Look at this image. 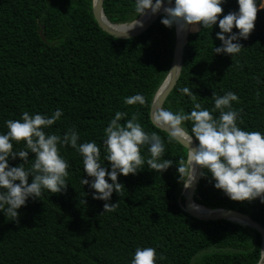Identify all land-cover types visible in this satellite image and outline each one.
I'll list each match as a JSON object with an SVG mask.
<instances>
[{
	"label": "trees",
	"instance_id": "obj_1",
	"mask_svg": "<svg viewBox=\"0 0 264 264\" xmlns=\"http://www.w3.org/2000/svg\"><path fill=\"white\" fill-rule=\"evenodd\" d=\"M101 7L112 23L137 15L134 0H101ZM221 7L218 20L238 9L236 0H223ZM162 16L157 13L139 31L117 38L97 24L91 0H0V133L7 131L6 120L20 119L24 111L51 115L59 107L61 117L45 132L62 137L74 128L78 143H97L108 171L103 129L116 111L127 113L119 121L122 125L135 113L146 132L161 136L162 159L172 160L162 172L145 164L135 174H118L122 186L108 201L117 202V208L109 212L103 210L105 201L93 198L94 189L80 184L86 176L82 157L58 144L69 165L67 182L59 192L44 189L39 198H29L17 209L16 220L0 212V264H129L137 247L155 248L156 264H256L261 242L256 229L184 209L176 169L186 161V147L169 141L149 114L174 44V25L164 26ZM218 20L212 28L187 27L180 72L162 107L190 113L193 101L179 91L188 87L196 102L218 118L212 94L232 91L238 97L232 102L239 112L238 126L264 132V8L257 10L253 29L239 40L243 49L232 58L212 51L221 44ZM40 26L44 39L38 34ZM136 93L145 97L144 105L124 103ZM183 123L190 132L192 122ZM23 148V141L13 142L14 150ZM34 155L29 152L26 169ZM141 155L145 160L150 156L147 146ZM22 162L16 157L9 165ZM31 179L29 174L28 183ZM213 183L201 168L192 199L244 213L264 227V203L258 198L231 200Z\"/></svg>",
	"mask_w": 264,
	"mask_h": 264
},
{
	"label": "clouds",
	"instance_id": "obj_2",
	"mask_svg": "<svg viewBox=\"0 0 264 264\" xmlns=\"http://www.w3.org/2000/svg\"><path fill=\"white\" fill-rule=\"evenodd\" d=\"M222 3L223 0H134V11L136 17L145 15L146 11L155 14L162 5L171 4V7H163L165 15L160 22L166 27L175 24L180 29L188 27L190 31H197L212 28L217 23ZM236 3L237 11L219 18L220 31L216 36L221 44L212 50L217 54H230L231 58L243 49L239 40L247 39L254 27L257 10L264 8V0H259V3L257 0H236ZM141 24L135 18L131 27L113 31L111 35L126 37L129 29ZM233 27L238 31L233 32ZM179 91L193 101L190 113L173 112L158 106L153 108L151 119L156 127L167 132L169 141L181 143L187 148V160L176 169L183 186H189L195 178V166H200L211 174L213 187L221 190L229 199L251 201L258 198L264 203V132L247 131L238 126L239 112L232 105V102H238L236 94L232 91L223 95L212 94L213 111H219L218 118H214L208 109L196 102L197 95L188 87ZM124 103L144 105L146 101L141 93H136L125 97ZM62 111L59 107L51 115L24 111L20 119L5 121L7 131L0 133V212L11 220H16L17 209L25 205L29 198H39L44 189L56 193L65 186L69 165L59 154L58 144L70 146L82 157L86 176L80 178V184L94 189L93 198L105 201L103 210L109 212L117 208V202L108 201L111 193H118L122 186L117 182L118 174H135L145 164L150 169L162 172L172 164V160L162 159L165 145L160 135L146 132L135 113L122 125L119 121L127 113L116 111L103 129L104 161L110 162V170L106 171L101 162L100 147L95 141L78 143L80 137L74 128L68 129L62 137L45 132L61 117ZM185 121L192 122L190 132L184 126ZM193 137L198 141L195 148L189 147ZM21 141L24 148L14 150L13 142ZM144 146L150 153L146 160L141 155ZM29 152L35 155L30 159L31 167L26 169L24 164L29 162ZM16 157L23 162L10 166L9 160ZM29 174L32 176L30 183ZM156 259L155 248L137 247L129 264H156Z\"/></svg>",
	"mask_w": 264,
	"mask_h": 264
},
{
	"label": "water",
	"instance_id": "obj_3",
	"mask_svg": "<svg viewBox=\"0 0 264 264\" xmlns=\"http://www.w3.org/2000/svg\"><path fill=\"white\" fill-rule=\"evenodd\" d=\"M165 6L171 7L172 5L171 4L162 5L161 9L158 10L155 14L161 13L165 15L163 12V7ZM91 12L97 24L109 34H111L113 31H122L124 29L131 27L132 24L135 23V18L141 21L142 22L141 25L134 26L133 28L128 30L127 36L139 31L146 24V22L153 15H155L146 11L145 15L134 17L128 22L112 23L106 19V17L102 12L101 0H91ZM174 30H175V35H174V44H173L171 61L165 75L163 76L162 80L160 81V83L153 92L150 102V109H149L150 118L153 108L162 106V103L166 95L168 94L172 85L176 81L180 72L181 63H182V49L185 43L187 27L180 29L174 24ZM38 34L41 36L42 39H44V37L41 34V26L38 29ZM119 37H125V36H119ZM196 145L197 144L193 139L189 147L195 148ZM186 152H187V148H186ZM186 160H187V154H186ZM200 169H201L200 166H195V178L190 182L188 187L185 188L183 185L181 186L180 195L183 197V205L185 211L195 216L205 217V218L222 217L256 229L260 233V237H261L260 256L256 264H264V227H262L258 222L254 221L244 213L234 211L232 209L204 206L202 204L195 202L192 199L193 185L195 183L198 174L200 173Z\"/></svg>",
	"mask_w": 264,
	"mask_h": 264
},
{
	"label": "rangeland",
	"instance_id": "obj_4",
	"mask_svg": "<svg viewBox=\"0 0 264 264\" xmlns=\"http://www.w3.org/2000/svg\"><path fill=\"white\" fill-rule=\"evenodd\" d=\"M182 185H183V183H182Z\"/></svg>",
	"mask_w": 264,
	"mask_h": 264
}]
</instances>
